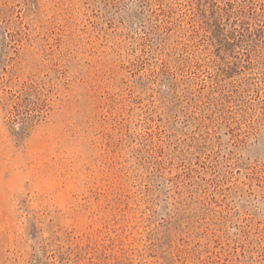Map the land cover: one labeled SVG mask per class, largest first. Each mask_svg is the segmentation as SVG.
<instances>
[{
    "label": "rangeland",
    "instance_id": "1",
    "mask_svg": "<svg viewBox=\"0 0 264 264\" xmlns=\"http://www.w3.org/2000/svg\"><path fill=\"white\" fill-rule=\"evenodd\" d=\"M0 264H264V0H0Z\"/></svg>",
    "mask_w": 264,
    "mask_h": 264
}]
</instances>
